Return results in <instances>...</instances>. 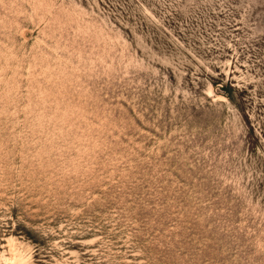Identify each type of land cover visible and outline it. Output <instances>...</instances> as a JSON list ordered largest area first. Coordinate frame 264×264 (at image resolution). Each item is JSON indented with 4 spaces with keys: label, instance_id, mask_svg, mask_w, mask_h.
<instances>
[{
    "label": "rangeland",
    "instance_id": "rangeland-1",
    "mask_svg": "<svg viewBox=\"0 0 264 264\" xmlns=\"http://www.w3.org/2000/svg\"><path fill=\"white\" fill-rule=\"evenodd\" d=\"M0 264H264V0H0Z\"/></svg>",
    "mask_w": 264,
    "mask_h": 264
},
{
    "label": "trees",
    "instance_id": "trees-1",
    "mask_svg": "<svg viewBox=\"0 0 264 264\" xmlns=\"http://www.w3.org/2000/svg\"><path fill=\"white\" fill-rule=\"evenodd\" d=\"M230 90H233L232 86H230ZM229 97H230V99H231L232 101H234V95H233V94H232V95H229Z\"/></svg>",
    "mask_w": 264,
    "mask_h": 264
}]
</instances>
